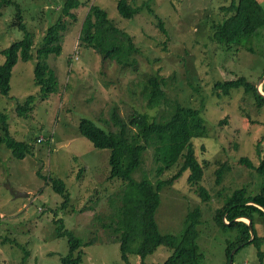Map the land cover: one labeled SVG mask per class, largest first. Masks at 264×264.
I'll list each match as a JSON object with an SVG mask.
<instances>
[{
	"label": "rangeland",
	"instance_id": "rangeland-1",
	"mask_svg": "<svg viewBox=\"0 0 264 264\" xmlns=\"http://www.w3.org/2000/svg\"><path fill=\"white\" fill-rule=\"evenodd\" d=\"M14 1L20 4L23 21L34 37L35 54L46 28L59 18L65 0ZM144 1L163 19L169 32L167 43L155 15L141 7ZM128 2L140 7L132 18L119 15L117 0H82L74 9L77 20L67 17L70 24L64 33L62 53L47 58L59 82L56 93L41 99L34 84V56L26 61L19 58L13 66L9 96L0 95V112L7 115L11 137L28 144L29 153L17 159L0 144V264H62L70 243L66 234L59 236L54 229L60 220L81 240L82 264H163L173 254L171 248L160 245L143 259L131 253L128 262L122 260L119 243L104 227L111 210L109 198L122 182L109 178L110 150L96 149L79 132L84 118L106 127L113 110L121 117L133 110L162 114L165 108L149 110L141 96L144 81L156 73L166 77L170 100L201 111L208 136L194 139L192 144L203 166L200 184L209 192V198L202 200L194 185L188 183L185 171L172 187L160 192L156 220L163 234L180 238L186 214L199 208L196 242L203 255L201 264L225 263V243L232 233L219 228L213 212L233 190L244 187L253 194L260 189L261 177L238 160L246 157L258 165V151L264 155V105L259 109L254 97L241 88L219 97L213 84L239 75L256 84L264 69V54L234 45L227 50L211 38L213 23L225 16L220 7L230 0ZM259 2L264 9V0ZM92 4L107 10L117 26L134 38L139 48L135 68L103 60L93 48L80 43L81 26ZM14 12L12 5L0 6V63L4 60L1 50L23 36L11 26ZM29 96L34 101L28 107ZM40 137L44 140L37 143ZM222 164L230 165V169L217 183L215 170ZM151 166L148 150L142 170L132 177L139 179L143 171L156 182ZM178 169L179 165L174 166L162 178H170ZM52 179L65 182L71 196L66 204L62 194L50 187ZM11 190L22 192V196H13ZM257 225L264 251V223ZM234 264H260L256 246H242Z\"/></svg>",
	"mask_w": 264,
	"mask_h": 264
},
{
	"label": "trees",
	"instance_id": "trees-1",
	"mask_svg": "<svg viewBox=\"0 0 264 264\" xmlns=\"http://www.w3.org/2000/svg\"><path fill=\"white\" fill-rule=\"evenodd\" d=\"M9 5L15 10L11 26L21 30L23 36L1 50L4 60L0 63V95L9 96L11 73L18 59L26 61L34 56V84L39 87L41 99H45L49 94L57 92L59 84L47 58L49 55L57 56L62 53L64 33L70 24L67 17L77 20L74 9L82 5V0L64 1L59 18L46 28L35 54L32 52L34 37L23 21L20 4L14 0H0V6ZM141 7H146L155 15L157 26L165 35L167 43L169 32L163 19L148 1H144ZM220 9L225 12V16L213 23L211 38L227 50L234 45L241 46L251 53L264 54V9L259 0H230L228 5L221 6ZM139 10L140 7L132 6L128 0H117V11L121 17L132 18ZM79 41L101 54L103 60L115 61L122 67L135 68L139 48L134 38L118 27L109 17L107 10L99 5H90L81 26ZM260 42L263 43V48ZM263 74L264 69L259 78ZM166 85L165 76L160 73L151 74L144 81L141 92L146 107L149 110L165 108L162 114L156 116L133 110L121 117L113 110L106 127L84 118L80 121L79 132L96 149L110 150L109 178H117L122 182L117 192L109 198L111 210L108 222L104 223V227L111 230L113 240L119 243L122 260L128 262L131 253L143 259L160 245H165L173 250V254L163 264H201L203 255L196 242V227L201 216L199 208H194L186 214L185 228L180 238L173 234H163L156 220V211L161 203L160 192L166 187H172L185 171L188 172V183L194 185L201 199L205 201L209 198V192L200 184L203 166L197 160L192 144L194 139L208 136L207 126L201 111L184 106L177 100H170ZM238 88L246 94H251L259 109L264 105V98L257 94L255 84L243 75L213 84V91L219 97L228 96L232 90ZM261 91L264 93V83L261 85ZM33 101V96H29L26 106L29 107ZM0 132V144L9 150L13 157L22 159L28 155L29 145L11 137L7 115L2 112ZM148 150L151 152V171L157 178L156 182L143 171L139 179L132 177L134 172L142 170L144 156ZM258 153V165H254L251 159L246 157L240 158L238 162L257 172L261 177L260 189L253 194L244 187L233 190L213 212V220L219 228L232 233L225 243L224 264H228L229 253L233 248L239 246L232 256L234 264L237 251L248 244L256 246L262 264V236L258 235L255 225L264 223V210L258 207L264 208V155L260 150ZM176 165H179V169L175 174L167 179L162 178L166 171ZM229 169L230 165L222 164L215 170L217 183L222 181L223 174ZM50 187L62 194L64 204L70 201L71 196L64 181L52 179ZM237 217L251 218V240L250 227L245 221L236 220ZM54 229L57 235L66 234L69 237L70 252L62 259V264H82L81 240L65 228L62 220Z\"/></svg>",
	"mask_w": 264,
	"mask_h": 264
},
{
	"label": "water",
	"instance_id": "water-1",
	"mask_svg": "<svg viewBox=\"0 0 264 264\" xmlns=\"http://www.w3.org/2000/svg\"><path fill=\"white\" fill-rule=\"evenodd\" d=\"M263 83H264V74L259 78L258 82L255 84L257 94L260 97L264 98V93L261 91V85ZM11 193L13 194V196H22V192H18V191H15V190H11ZM26 195H28V194H26ZM258 207L261 208L262 210H264V208L262 206H258ZM235 219L236 220H243V221H245L248 224V227H250V232H251V238H250V240H251L253 238V228H252L251 218H248V217H237ZM238 247L239 246H236L235 248H233L230 251L229 258H228V264H233L232 256H233L234 252L237 250Z\"/></svg>",
	"mask_w": 264,
	"mask_h": 264
},
{
	"label": "built area",
	"instance_id": "built-area-1",
	"mask_svg": "<svg viewBox=\"0 0 264 264\" xmlns=\"http://www.w3.org/2000/svg\"><path fill=\"white\" fill-rule=\"evenodd\" d=\"M43 140H44V139H43L42 137H40V138H38V139L36 140V142H37V143H42Z\"/></svg>",
	"mask_w": 264,
	"mask_h": 264
}]
</instances>
